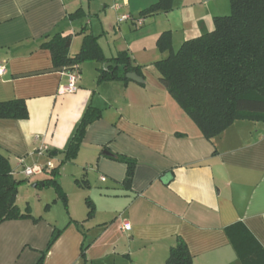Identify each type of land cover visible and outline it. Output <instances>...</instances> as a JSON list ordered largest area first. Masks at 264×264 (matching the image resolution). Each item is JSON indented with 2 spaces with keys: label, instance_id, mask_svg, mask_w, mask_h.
<instances>
[{
  "label": "crops",
  "instance_id": "obj_1",
  "mask_svg": "<svg viewBox=\"0 0 264 264\" xmlns=\"http://www.w3.org/2000/svg\"><path fill=\"white\" fill-rule=\"evenodd\" d=\"M156 1L0 0V102L27 109L26 118H0V154L19 182L17 207L31 215L0 223V264H35L54 230L43 264H165L179 238L192 264H241L225 233L238 221L264 248V121L236 119L207 139L153 66L168 55L157 47L162 33L175 52L229 14V0H172L167 11L141 15ZM56 33L71 36L70 57L86 34L106 58L126 51L143 83L99 81L103 63L86 60L77 90L59 92L63 68L42 45ZM88 107L100 116L65 161ZM118 157L133 161L128 182ZM48 160L64 202L44 185L48 171L22 173Z\"/></svg>",
  "mask_w": 264,
  "mask_h": 264
},
{
  "label": "trees",
  "instance_id": "obj_2",
  "mask_svg": "<svg viewBox=\"0 0 264 264\" xmlns=\"http://www.w3.org/2000/svg\"><path fill=\"white\" fill-rule=\"evenodd\" d=\"M171 7L172 0H157L143 9L141 15L167 11ZM229 7V14L213 18L211 31L185 40L175 52L169 45L168 32L162 33L157 40L158 49L168 51L167 57L154 63L161 83L207 139L221 133L236 119L264 121V0H229ZM70 41V35L56 33L42 44L49 49L55 67L65 68L94 60L113 64L107 69L100 67L99 81H128L127 72L142 77L140 68L132 64L126 51L106 58L97 37L86 34L79 51L70 57ZM99 116V109H86L65 151V161L75 157L85 126ZM26 117L23 101L0 102V118ZM118 158L127 163L125 181L128 182L133 161ZM48 174L44 185L52 186L64 202L57 182L58 166ZM18 184L11 175L8 160L0 154V223L31 217L28 208L20 211L15 203ZM88 206L90 215L93 207ZM225 233L241 264H264V248L242 222L226 226ZM58 234L59 230L53 231L35 264H43L45 253ZM165 264H192L182 239L170 248Z\"/></svg>",
  "mask_w": 264,
  "mask_h": 264
},
{
  "label": "built area",
  "instance_id": "obj_3",
  "mask_svg": "<svg viewBox=\"0 0 264 264\" xmlns=\"http://www.w3.org/2000/svg\"><path fill=\"white\" fill-rule=\"evenodd\" d=\"M116 6V5H115ZM129 18L127 15H122L119 20H125ZM142 19H138L137 23L140 24ZM4 72V66L0 65V75ZM62 74L66 77V83L60 84L58 87V91L61 93H74L77 90V81L80 77L78 64H72L69 67H65L62 69ZM53 168L51 161H46L44 164H33L31 166H23L22 173L24 177H31L35 175H40L45 171H49ZM103 179V177H101ZM129 224L125 223L123 225L124 230L129 229Z\"/></svg>",
  "mask_w": 264,
  "mask_h": 264
},
{
  "label": "water",
  "instance_id": "obj_4",
  "mask_svg": "<svg viewBox=\"0 0 264 264\" xmlns=\"http://www.w3.org/2000/svg\"><path fill=\"white\" fill-rule=\"evenodd\" d=\"M111 65H113L111 62H105L103 63L102 67L106 69L108 66H111ZM125 77L131 81H134L137 83H143V78L140 75L136 74L135 72H127L125 74ZM40 184L42 185L43 183L40 182ZM33 186H35V184Z\"/></svg>",
  "mask_w": 264,
  "mask_h": 264
},
{
  "label": "rangeland",
  "instance_id": "obj_5",
  "mask_svg": "<svg viewBox=\"0 0 264 264\" xmlns=\"http://www.w3.org/2000/svg\"><path fill=\"white\" fill-rule=\"evenodd\" d=\"M153 66L155 67L154 63H153ZM155 68H156V67H155ZM156 70H157V69H156ZM46 187H52V186L48 185V186H46Z\"/></svg>",
  "mask_w": 264,
  "mask_h": 264
}]
</instances>
